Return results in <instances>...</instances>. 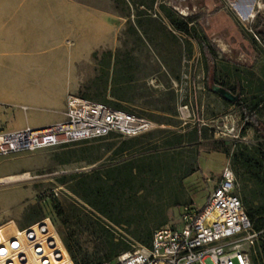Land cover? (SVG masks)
I'll use <instances>...</instances> for the list:
<instances>
[{
  "label": "rangeland",
  "instance_id": "obj_1",
  "mask_svg": "<svg viewBox=\"0 0 264 264\" xmlns=\"http://www.w3.org/2000/svg\"><path fill=\"white\" fill-rule=\"evenodd\" d=\"M83 1L113 9L123 26L113 47L93 52L92 62L81 70L83 82L72 94L102 103L103 99L119 102L150 121L151 126L136 135L143 148L155 145L160 149L167 134L198 125L206 136L196 144L184 143L181 156L195 170L184 179V204L201 208L223 166L230 164L236 142H259L264 147V140L251 129L243 132L236 104L240 98L264 92L260 91L264 81V0L246 1L254 11L249 19L241 18L236 10L241 0H154L147 13L142 11L150 6V0L137 7L129 0ZM160 4L178 17L191 18L192 34L207 39L218 68L229 73L231 85L240 86L234 91L235 101L225 100L212 89L211 71L207 74L204 70L196 39L174 30ZM137 20L142 27L137 26ZM256 115L264 121V104L258 106ZM116 134L0 156V222L19 216L24 226L50 215L61 231L74 230L73 237L83 250L102 255L95 213L71 190V176L127 158L130 149L120 156H114L112 149L107 151L119 141ZM97 155L98 161L88 162ZM27 176L30 178L11 180ZM61 177H66L65 181ZM237 181L239 189L241 182ZM54 188H58V196L52 199ZM182 206L167 210L165 224L180 226ZM262 242L264 235L250 249L251 260Z\"/></svg>",
  "mask_w": 264,
  "mask_h": 264
},
{
  "label": "trees",
  "instance_id": "obj_2",
  "mask_svg": "<svg viewBox=\"0 0 264 264\" xmlns=\"http://www.w3.org/2000/svg\"><path fill=\"white\" fill-rule=\"evenodd\" d=\"M121 1L126 2V0ZM129 1L136 7L145 5V0ZM153 2L154 0H150V6L142 12L147 13V9L152 7ZM159 8L174 30L196 39L204 70L207 74L211 71V82L232 93L240 90L239 85L230 84L229 73H224L218 68L216 57L207 39L202 35L192 34V31L195 32V27L189 24L191 18L178 17L173 10L163 4H160ZM136 24L139 28L143 25L140 20H137ZM132 29L135 30L134 27ZM258 34L263 39L262 33L258 32ZM106 67L105 73L108 74ZM261 83L263 86L260 91H263L264 81L261 80ZM103 103H112L113 106H109L128 111L119 102L103 99ZM236 104L240 108L241 119L244 122L243 132L245 129H251L257 137L264 140V121L256 115L258 106L264 104V92L262 95L252 94L249 98H240ZM115 133L111 132L107 135ZM116 135L120 137L119 141L115 145H110L107 151L112 149L114 156H120L130 149L127 158L92 167L71 176V190L95 213L93 214L94 226L101 238L100 244L103 251V254L99 255L98 252L83 250L73 237L74 230L73 232L61 231L56 225L73 264H103L112 261L120 253L133 248L134 244L131 241L150 246L154 231L166 223L167 210L170 207L188 204H184L186 202L184 179L195 170L192 164L183 160L182 145L196 144L206 136L198 125L185 132L167 134L164 136L160 149L155 145L143 148L136 135L131 137H124L119 133ZM195 151H197L196 148ZM99 159L100 156L97 155L88 162L94 163ZM230 167L236 181L238 178L241 182L238 195L252 227L254 230H260L264 225V147L262 143L249 145L236 142L230 157ZM65 179L66 177L60 178L61 181ZM118 229L123 232H119ZM252 261L253 264H264L263 242L261 248L255 249Z\"/></svg>",
  "mask_w": 264,
  "mask_h": 264
},
{
  "label": "built area",
  "instance_id": "obj_3",
  "mask_svg": "<svg viewBox=\"0 0 264 264\" xmlns=\"http://www.w3.org/2000/svg\"><path fill=\"white\" fill-rule=\"evenodd\" d=\"M151 126L147 119L76 94L66 97L63 120L38 127L0 130V156L106 136L131 137ZM58 196L52 189L50 198ZM180 226L157 228L150 246L140 244L103 264H252L264 225L254 230L226 163L201 208L183 205ZM0 264H73L54 219L46 215L17 227L0 225Z\"/></svg>",
  "mask_w": 264,
  "mask_h": 264
},
{
  "label": "crops",
  "instance_id": "obj_4",
  "mask_svg": "<svg viewBox=\"0 0 264 264\" xmlns=\"http://www.w3.org/2000/svg\"><path fill=\"white\" fill-rule=\"evenodd\" d=\"M122 26L113 9L83 0H0V130L63 120L81 70L114 46Z\"/></svg>",
  "mask_w": 264,
  "mask_h": 264
},
{
  "label": "bare ground",
  "instance_id": "obj_5",
  "mask_svg": "<svg viewBox=\"0 0 264 264\" xmlns=\"http://www.w3.org/2000/svg\"><path fill=\"white\" fill-rule=\"evenodd\" d=\"M247 0H241V2L236 6V10L238 14L240 15L241 18L243 19H249L250 17L252 18L254 16V11L251 9V7L248 5L246 2ZM30 177H17V178H11L12 181H17V180H22V179H29Z\"/></svg>",
  "mask_w": 264,
  "mask_h": 264
},
{
  "label": "water",
  "instance_id": "obj_6",
  "mask_svg": "<svg viewBox=\"0 0 264 264\" xmlns=\"http://www.w3.org/2000/svg\"><path fill=\"white\" fill-rule=\"evenodd\" d=\"M212 89L227 101L233 102L237 99V95L222 86L213 85Z\"/></svg>",
  "mask_w": 264,
  "mask_h": 264
}]
</instances>
